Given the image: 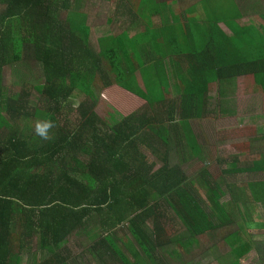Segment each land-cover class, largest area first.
Returning a JSON list of instances; mask_svg holds the SVG:
<instances>
[{"label":"trees","instance_id":"trees-1","mask_svg":"<svg viewBox=\"0 0 264 264\" xmlns=\"http://www.w3.org/2000/svg\"><path fill=\"white\" fill-rule=\"evenodd\" d=\"M93 1L116 9L106 21L111 34L95 42ZM215 2L197 49L193 11L180 12L174 0H0V264H22L26 254H34L33 264H184L207 231L197 222L201 206L189 211L202 194L217 201L224 195L208 167L193 175L183 169L179 159L191 150L220 168L230 191L244 187L245 200L264 208V135L262 152L216 159L201 152L194 113L186 109L196 111L192 106L205 103L214 85L228 91L241 76L249 75L246 94H264V31L257 41L248 30L223 34L218 25L239 17L225 0ZM195 6L186 10L196 13ZM117 21L123 27L115 32ZM21 63L43 79L17 94L5 79ZM113 87L146 106L120 119L100 117L99 98ZM77 93L84 97L77 108L63 106ZM44 118L56 123L49 140L34 133ZM181 225L191 239L178 235ZM254 227L263 230L264 220ZM81 231L78 253L69 252ZM248 245L233 251L235 264H250Z\"/></svg>","mask_w":264,"mask_h":264},{"label":"crops","instance_id":"crops-1","mask_svg":"<svg viewBox=\"0 0 264 264\" xmlns=\"http://www.w3.org/2000/svg\"><path fill=\"white\" fill-rule=\"evenodd\" d=\"M231 2L230 6H233V13L235 16H238L239 19L234 21L232 18H227V22H222L218 25L221 32L227 36H233L234 33L243 34L246 30L248 35H252L253 41L259 40L260 32L264 31V21L262 15H264V0H225V2ZM104 2V1H98ZM181 2V3H180ZM224 2V0H222ZM174 3H180V12L185 13L188 11H193L191 14V29L194 33V43L196 48H199L200 40L198 39V34L200 33L201 27L206 23L209 16H212L215 12V0H174ZM207 3V4H205ZM196 5V6H195ZM197 7L196 13L194 10H186V8ZM194 18H200V21L195 20ZM183 31L185 30L184 27ZM248 44L251 43V40L248 38ZM242 42V43H245ZM255 45V44H254ZM193 49V46H192ZM249 75L244 77H238L236 86H231L228 91L223 89V92L219 91V86L214 85L210 91L209 96L205 100V103H199L193 105V108H196V111L186 109L193 114V121H206L211 117L214 122L220 120L219 124L226 119H233L236 121V124L232 128H219L212 130L209 135V140L204 139L205 129L200 131V145L201 152L213 153L217 155L216 159L224 154L229 155H249L256 152H262V140L264 135V94H246L245 93V83ZM252 78L250 77L249 81ZM248 81V82H249ZM225 84V82H222ZM174 94L178 95L177 80L174 78L172 83ZM119 88V87H118ZM225 88V87H223ZM213 122V123H214ZM213 123H210V126H213ZM212 144L214 146L213 151L208 147ZM241 145V147H238ZM200 148V147H199ZM192 151V150H191ZM189 151V152H191ZM193 156L196 159H199V154L196 151H192ZM261 156L260 154H257ZM215 159V161H216ZM191 172V171H189ZM199 170L194 172L192 170V175L198 173ZM222 173V171H221ZM224 174L222 173V176ZM193 177V176H192ZM235 178L242 177L241 173L234 176ZM221 188L224 190V187L228 189L226 180L224 184L221 185ZM244 187L235 186L234 192L228 189L227 194H225L219 199H211L209 197L206 207H202L203 203L196 207V204L192 206L191 211H197V208L201 206L203 210V216L199 221L203 227L207 228V231H204V236L207 237L208 234H212L211 238L216 239L215 243L209 248L208 254L205 256L208 264H235V260L238 259V256L233 253L234 250L240 251V254L246 249L245 245L248 241V248L250 249L249 257H253L252 262L257 259L262 258L261 252V241L264 237V229L259 230L256 227H253V230L249 232L248 237L244 233V230L240 228L241 219H248L253 223L260 221L259 217H255L253 211L258 210L257 206L252 205L250 202L245 200V197L240 193L241 189ZM226 196L227 199L224 200ZM234 197L238 198L241 203L234 201ZM208 198V197H207ZM199 199H202L200 197ZM217 201V203L215 202ZM213 206V210L210 206ZM207 208L209 210H207ZM255 217V218H254ZM191 218V217H189ZM198 220V218H197ZM203 221V222H202ZM182 231L178 235H181L184 239L187 238V233L189 234L186 226H180ZM145 229L148 231L149 227L145 226ZM166 229L171 231V223L166 224ZM222 235L232 238L233 242L229 243L225 238H221ZM202 235V237H204ZM217 236V238H216ZM201 237V239H202ZM176 238V237H175ZM200 240L197 243H201ZM223 241L226 242L227 248L223 244ZM195 244V243H194ZM194 244L191 248H194ZM215 245L217 248H215ZM142 252L141 262H147L146 254ZM188 255H184V258H188ZM131 260L135 263L136 258L138 257L135 254L130 255ZM120 261L119 259H117ZM193 260V259H192ZM204 258L201 259L200 264H206ZM137 264V263H135Z\"/></svg>","mask_w":264,"mask_h":264},{"label":"rangeland","instance_id":"rangeland-1","mask_svg":"<svg viewBox=\"0 0 264 264\" xmlns=\"http://www.w3.org/2000/svg\"><path fill=\"white\" fill-rule=\"evenodd\" d=\"M94 2V1H93ZM228 3V6H227ZM94 4V5H93ZM91 6V14L92 17H90L89 19V25L91 26V29L94 30V37H93V41L95 42V39L100 37V36H107L110 33V28L107 27L106 25V21L108 19V17H110L111 15L115 14L116 9H115V5L109 3V2H97L95 1ZM226 8L230 7L231 2L227 1L226 3ZM101 26V27H100ZM106 27V28H105ZM121 27H123L121 25V23L119 21L114 23V27L115 28V32H117L118 30L120 31ZM105 28V29H103ZM10 71V69H8L6 76L8 75L9 77L7 79H5V83H10L12 84L11 86H13V92L20 94V92H23L24 87L28 88L27 86H30V84L35 83V81H39L42 82L43 79V75L39 72L38 68H33L32 66L26 64V63H21V64H17L15 67L12 68V72L8 73ZM25 84H27V86H24ZM23 88V89H22ZM24 93V92H23ZM36 93L32 92L30 100L32 102V104H34L35 102H38L37 97H36ZM79 95L78 93L76 94V96L74 97V100L71 102L72 105H69L68 102H65L63 104V106L67 107V106H73L74 104L76 105L74 108H77L82 101L84 100V97L81 95H79V97L77 96ZM146 102L142 99H139L137 97L131 96L130 94L126 93L124 90L118 88V87H113L109 90H106L103 94H101L99 101H98V106H97V113L100 117H103L107 120H110V116L114 115L117 119L122 118L126 115L131 114L132 112L136 111V110H141L142 108H144L146 106ZM33 109V108H32ZM30 109V110H32ZM73 116L70 117V121L71 123H73L72 125H75L74 121L76 119V115L72 114ZM214 120L209 117L206 121H195L194 123V127L196 129V131L200 133V131L205 129V133H204V139L209 140V135L211 133L212 130H216L217 127L219 128H232L234 124H236V121L233 119H226L224 121H222L221 124H219L220 120H216L214 123ZM210 123H213V126H210ZM202 135V134H201ZM208 147L213 151L214 146L212 144L208 145ZM149 155V154H148ZM150 156V163L153 162L154 157H152V155ZM179 161L183 166V169L188 172V174L192 173V170L194 172H196L197 170H200L201 167H208L211 172L214 175V179L220 183L221 185L224 184V179L222 178V174L219 171V167L215 166V163H211L209 164V162H206L205 157H202L200 155L199 159H196L195 156H193V152H186L182 154V157H180ZM160 164H158L155 168L154 171L159 169ZM191 171V172H189ZM222 191L225 192V194L229 193L228 189L224 187V190L221 188ZM201 192V191H200ZM199 194V193H198ZM201 194V193H200ZM223 196V195H222ZM220 196V197H222ZM202 199H199L201 203H203V208L206 207V200H208L209 198H207V196L205 197L202 194ZM211 199H215L217 198V196H210ZM227 199L226 196L224 197V200ZM213 210H215V208L211 205L210 206ZM207 210H209L207 208ZM255 217H259V219L264 220V208H260L258 210H254L253 211ZM254 217V218H255ZM240 223V228L242 230H244V233L247 235L249 232H251L253 230L254 227V223L248 219H241L239 220ZM145 226L149 227V229H152V223L150 221H148ZM87 228L91 231L95 230V226L94 223L91 222L89 224H87ZM82 234L81 232H78L76 235H73L68 243V251L71 253H78L79 248L81 247V244L79 243L78 239H80V235ZM214 233H212L211 235H213ZM211 235L208 234L207 237L204 236L202 237V241L201 243H195L194 244V248H189L188 252V259L183 257V263L184 264H200L201 259L204 258V260H206V255L209 252V248L211 247V245H213L216 241L213 240L211 238ZM187 238H189V234L187 233L186 235ZM217 238V236H216ZM221 238H225V240H227L229 243L233 242L232 238H228L225 235H222ZM223 244L225 245V247L227 248V244L225 241H223ZM215 248L216 245H215ZM261 252H262V258L260 260L255 259L250 264H264V237L262 238L261 241ZM34 253H38L39 251L37 250V243L34 244ZM37 250V251H36ZM46 252H40V258L45 259L47 257ZM34 256V254L30 255V254H26L23 258V263L22 264H33V259L32 257ZM50 256V254H49ZM193 259V260H192ZM206 264H208V261H205ZM181 264V263H179ZM214 264V263H213Z\"/></svg>","mask_w":264,"mask_h":264},{"label":"clouds","instance_id":"clouds-1","mask_svg":"<svg viewBox=\"0 0 264 264\" xmlns=\"http://www.w3.org/2000/svg\"><path fill=\"white\" fill-rule=\"evenodd\" d=\"M76 106L75 104L73 105ZM56 127L55 121L51 119H37L34 124V133L36 136L40 137L42 140L51 139V130Z\"/></svg>","mask_w":264,"mask_h":264}]
</instances>
